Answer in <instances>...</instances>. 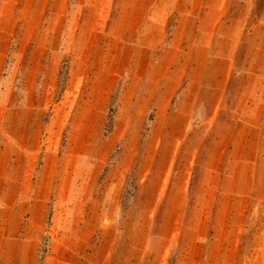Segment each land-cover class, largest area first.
<instances>
[{
  "label": "rangeland",
  "instance_id": "374dc122",
  "mask_svg": "<svg viewBox=\"0 0 264 264\" xmlns=\"http://www.w3.org/2000/svg\"><path fill=\"white\" fill-rule=\"evenodd\" d=\"M0 264H264V0H0Z\"/></svg>",
  "mask_w": 264,
  "mask_h": 264
},
{
  "label": "crops",
  "instance_id": "0c3cea01",
  "mask_svg": "<svg viewBox=\"0 0 264 264\" xmlns=\"http://www.w3.org/2000/svg\"><path fill=\"white\" fill-rule=\"evenodd\" d=\"M77 19H89V18L77 16V15L74 14L69 19L71 26H74L76 24V22L79 23V20H77ZM132 22L136 24V30L139 31L141 29L139 33H143L144 29H145L144 28L145 23L148 22V20L147 19H142V18H140V19L137 18V19H132L130 24H132ZM82 24H83V22H82ZM87 33H89V31L87 29L81 28L80 29V33H79L80 35L77 38L78 39H82V40H92L94 38H98L96 35L93 34V31H91L89 34H87ZM67 38L70 39L71 37L67 36ZM117 38H121V37H117ZM136 38H139V39H154L156 37L155 36H149V35H147V36L141 35V36H136ZM112 70H119V69L115 68V69H112Z\"/></svg>",
  "mask_w": 264,
  "mask_h": 264
}]
</instances>
